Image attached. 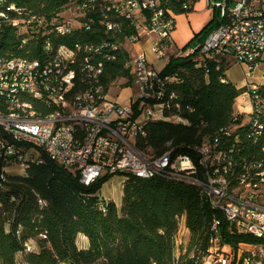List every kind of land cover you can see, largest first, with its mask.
I'll return each mask as SVG.
<instances>
[{
  "label": "built area",
  "instance_id": "built-area-1",
  "mask_svg": "<svg viewBox=\"0 0 264 264\" xmlns=\"http://www.w3.org/2000/svg\"><path fill=\"white\" fill-rule=\"evenodd\" d=\"M170 0H69L50 18H28L22 13V22H11L10 13L2 12L0 1V32L10 27L16 32L14 48L23 47L26 53L28 38H34L35 58L11 57L0 61V107L7 113H16L17 122L0 121V181L8 182L9 167L26 171V159L43 157L74 170L79 183L88 186L105 175L132 177L138 174L190 175V182L198 189L218 190V201L209 203L213 211L214 236L202 255V264H238L242 247L264 252V174H255V167L264 164V146L259 152L243 153V144L250 137L264 135L260 121L264 120V95L259 85L250 83L245 95L250 107L246 121L229 125V132L213 135L216 147L208 144L188 146L186 152L169 151L161 158H142V149L136 142L146 135L145 126L151 120H169L164 109L169 100L159 107H151V98L173 78L163 75L148 58L149 50L155 60L169 59L173 45L175 11L167 6ZM182 12L192 8L197 0H174ZM215 10L216 25L208 31L201 43L193 48L179 50L173 56L185 57L196 53V61L211 63V55H222V62L243 64L249 76L264 60V0H205ZM53 28L54 38H44V29ZM98 39L76 40L67 45L59 43L52 48V40L72 33H97ZM121 32V39H114ZM147 44V49L140 46ZM80 46L89 47V56L80 57ZM119 46V53H112ZM93 50H101V57H93ZM54 52H76V59L55 62ZM102 55H109L112 63L126 55L123 67L126 75L110 81L112 86L126 84L136 91L123 101L111 99L108 92L94 94L95 71L103 69ZM125 58V57H124ZM81 68H92V75L82 76ZM58 79V86H51ZM67 79H74V87H67ZM169 99L173 95L168 96ZM29 119V126H22ZM178 121L181 119L177 118ZM235 126H242V135H235ZM79 128H88L87 143H77ZM249 181H259V188H249ZM245 182V190L238 201H225L227 189ZM98 207L105 211L107 200L98 197ZM222 202H230V210H221ZM42 205V200H38ZM179 225L180 216H176ZM228 234H243L262 240L250 245L240 244L234 262V253L227 244H221L220 226ZM189 234V233H188ZM186 247L177 242L175 254ZM241 251V250H240ZM248 251V250H247ZM242 264L253 263V254H243ZM29 264V263H27Z\"/></svg>",
  "mask_w": 264,
  "mask_h": 264
},
{
  "label": "trees",
  "instance_id": "trees-1",
  "mask_svg": "<svg viewBox=\"0 0 264 264\" xmlns=\"http://www.w3.org/2000/svg\"><path fill=\"white\" fill-rule=\"evenodd\" d=\"M68 1L5 0L47 18L59 12ZM167 6L175 13L182 12L174 0ZM215 25L213 19L194 39L198 37L201 43ZM101 35L100 32L72 33L52 40V46L71 45L78 39L94 40ZM44 38H54V34H44ZM15 41L13 28L2 27L0 55L38 56L34 38H28L26 47L33 49L29 54L23 47L14 48ZM195 55L194 52L185 57L172 56L162 70L163 75L173 78L165 83L164 97L160 100L164 104L169 100L170 106L164 109V114L181 121L146 123V135L136 146L149 155H160L169 147L186 152L188 146L199 144L229 126L236 116V122H240L250 115L235 110V100L245 88H237L224 80L227 66L216 67L214 62L206 68L199 66ZM125 59L126 55H121L114 63L105 64L108 74L101 77L105 92L110 81L127 74L123 67ZM126 86L127 83L123 87ZM259 92L264 95V85L259 87ZM169 95L173 97L169 99ZM246 144L245 154L258 152L264 139L254 138ZM42 159L38 164L29 163L24 173L9 176L6 186H0V264H18L17 260L29 264H201L212 235L213 211L195 187L176 181L129 177L122 186L121 205L117 207L107 201L102 211L96 194L113 175L102 176L85 186L79 183L74 170L45 157ZM38 200L43 204L39 205ZM176 216L185 217L189 233L186 249L178 255L174 252L180 225V222L176 224ZM220 233L221 244L233 250V263L240 244L262 242L249 235L228 234L223 224ZM79 234L87 238L86 248L78 247ZM29 241L36 243L37 250H29ZM244 257L241 256L238 264H242ZM251 259L253 263L264 264L254 257Z\"/></svg>",
  "mask_w": 264,
  "mask_h": 264
},
{
  "label": "bare ground",
  "instance_id": "bare-ground-1",
  "mask_svg": "<svg viewBox=\"0 0 264 264\" xmlns=\"http://www.w3.org/2000/svg\"><path fill=\"white\" fill-rule=\"evenodd\" d=\"M3 3H6L5 0H0ZM13 10H17L18 13H10V21L11 22H22V13L27 14L28 18H43L44 16L33 13L28 11L22 7H19L13 3H6V5H2V12H13ZM47 31L44 34H54L53 28L46 29ZM121 36V32H114V37ZM22 48V47H20ZM52 48H54L52 46ZM56 48H59L57 46ZM119 52V46H112V53ZM89 56V47L88 46H80V57H87ZM13 57V56H11ZM15 57V56H14ZM93 57H101V50H93ZM68 59H76V52H68V53H61V52H54V61L55 62H68ZM0 61H7V56L0 55ZM107 62H112V58L109 55H102V65L103 69ZM199 66L205 67V61H196ZM211 62L218 63L222 62V55H211ZM81 75L82 76H89L92 75V68H81ZM103 76V71H95V78H94V94H104V87L101 83V77ZM51 86H58V79H51ZM67 87H74V79H67ZM164 88L159 90V96L151 98V107H159L161 104H164L160 101L164 97ZM108 90V89H107ZM107 92V91H106ZM0 121H6L9 123H16L17 122V115L16 113H7V107H0ZM22 126H29V119H22ZM260 128H264V120L260 121ZM229 132V126L220 130L219 133H227ZM87 135H88V128H79L77 131V143L78 144H86L87 143ZM235 135H242V126H235ZM264 139V135H254L250 137L252 139ZM203 144H208V147H216V139L213 137L204 138L201 141ZM261 146H264L262 144ZM247 148V144H243V149ZM174 150L172 147L167 148L162 154L154 156V158H161L168 155L169 151ZM261 150V147L260 149ZM253 152V151H252ZM249 151L247 154H252ZM257 152V151H256ZM259 152V151H258ZM245 153V152H243ZM142 158H151V155L147 154L145 151H142ZM29 163L38 164L41 163L39 159H26V168ZM25 171H17V167H9V174H22ZM255 174H264V164H258L255 167ZM132 177L140 178L144 180L150 179H162L165 180V174H157V175H149V174H138L132 175ZM122 181L124 182L128 177H121ZM167 181H176L182 182L184 184L190 185L195 187L200 196L207 201V190L205 189H198V184L195 182H190V175H180V174H168ZM0 186L2 187V182L0 181ZM249 188H259V181H249ZM245 190V182H238L236 183L235 189H227V193H225V201H238L239 194H242ZM218 201V190H211L208 193V204L215 203ZM221 210H230V202H222L221 203ZM185 226V217L181 216L180 218V225L179 231L181 230L182 226ZM179 231L177 234H179ZM211 238L214 236V218H212L211 222ZM177 234L175 237V249L177 247ZM18 264H27L20 260H17ZM202 264V262H201Z\"/></svg>",
  "mask_w": 264,
  "mask_h": 264
},
{
  "label": "crops",
  "instance_id": "crops-1",
  "mask_svg": "<svg viewBox=\"0 0 264 264\" xmlns=\"http://www.w3.org/2000/svg\"><path fill=\"white\" fill-rule=\"evenodd\" d=\"M216 13L217 12L215 10L208 8L206 6L205 0L195 1L192 4V8L186 13H183V12L176 13L175 14V31L173 33V45L168 50L170 57H172L177 51H179V50L182 51V49H179V47L183 46L188 39H190L194 35H197L199 32H201V30H203L205 28V26H207V24H209L214 19V17L216 16ZM140 47L147 49V44H144ZM186 49H183V50H186ZM147 55H148L149 60L153 64V66L156 67V69H158L160 71L163 70V68L165 67V65L169 61V59L155 60L153 54L149 50H147ZM234 64L240 65L243 68L244 74H245L244 78L242 80H240V82H238V83H234L232 81V79L230 77V73H229L230 67ZM246 73H247V67L245 65L230 62L229 65H227L224 80L231 82L237 88H245L246 89V86L250 83H254V84H257L259 86L264 85V60H262V62H260L257 65V67L252 71V73L249 76H247ZM128 88L129 87H124L123 89L128 90ZM107 92H108V90H107ZM108 97L110 98V96H108ZM126 98H128V97H126ZM126 98L119 100V101H123ZM111 99H113V98H111ZM116 100H118V99H116ZM235 110L237 113H241L244 115L249 114L250 107H249L248 100H247L245 95L241 94L239 97L236 98ZM246 119L247 118L245 117L243 120L246 121ZM118 177H120V176H118ZM111 179H109L104 184L108 183ZM123 183L124 182L120 178V180H118V182L116 184L117 185L120 184L122 187ZM96 195L98 197H102V198L108 200L109 202H114L117 207H119L121 205L122 188H121L119 194L116 195L115 199L108 196V193H106L102 189V187L97 192ZM6 228H7V226H6ZM76 242H77V245L79 248H86L88 246V240L82 234H79L77 236ZM32 243H34V242L31 241V245L33 246ZM33 249H34V246H33ZM20 257H21L20 254H17V258L21 259Z\"/></svg>",
  "mask_w": 264,
  "mask_h": 264
},
{
  "label": "rangeland",
  "instance_id": "rangeland-1",
  "mask_svg": "<svg viewBox=\"0 0 264 264\" xmlns=\"http://www.w3.org/2000/svg\"><path fill=\"white\" fill-rule=\"evenodd\" d=\"M183 13H186V12H183ZM195 36L196 35H194L193 37L188 39L183 46L179 47V49L183 50L185 48H193L194 46H196L198 44V37H196V39H194ZM229 73H230V77L234 83L240 82V80H242L244 78V75H245L243 68L238 64L232 65L230 67ZM123 86H124L123 84H120L119 86H112L110 89L108 88V96H110V98H113V99L122 100L126 97H130L136 91V88L134 85H131V88H128V90H124ZM169 120L178 121V119L176 117H170ZM111 178H110L111 180L108 183H106L102 186V189L106 193H108V196L115 199L116 195L119 194V192L122 188L120 184H118V185L116 184L118 182V180H120L121 177H118L117 175H113ZM121 180H122V178H121ZM188 240H189V234H188L185 226L183 225L181 230L179 231V234H177V242H181L182 245L184 247H186L188 244ZM32 244L34 246V249L37 250L36 243L34 242ZM33 246L31 245V241L27 242V247L29 248V250L33 249ZM240 250L238 251L240 254L239 258L243 254H248L249 252H251L253 254L254 258L259 259L260 261L264 262V252H260L258 250H252L248 247H242ZM178 254L179 253L177 252L176 255H178Z\"/></svg>",
  "mask_w": 264,
  "mask_h": 264
}]
</instances>
